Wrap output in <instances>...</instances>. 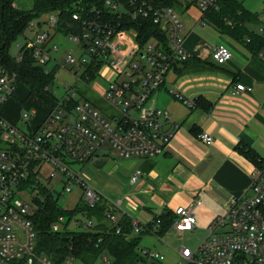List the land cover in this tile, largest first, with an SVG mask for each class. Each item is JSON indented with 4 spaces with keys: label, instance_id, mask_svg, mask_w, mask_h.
<instances>
[{
    "label": "built area",
    "instance_id": "1",
    "mask_svg": "<svg viewBox=\"0 0 264 264\" xmlns=\"http://www.w3.org/2000/svg\"><path fill=\"white\" fill-rule=\"evenodd\" d=\"M181 1L196 4L204 16L209 9H218L220 0ZM71 19L68 35L78 42L84 54L76 57L70 53L66 65L78 81L89 83L102 77L106 82L103 96L113 111L101 110L90 98L78 95L83 93L76 85H69L61 98L51 96L47 93L53 83L41 92L49 98L44 120L31 127L35 110L25 109V125L21 126L2 112L16 90L19 75L0 63V264H87L73 255L57 263L37 247L32 216L39 201L52 194L65 211L58 213L52 223L54 230L60 229L59 221L70 220L82 211L85 221L77 220L81 229L102 231L86 209H78L79 202L72 207L60 203L78 187L86 207L101 205L108 228L120 233L123 216L130 215L121 200L102 191L84 175L85 166L109 149L124 157L155 156L164 151L174 134L173 129L165 128L168 113L158 109L151 98L170 69L193 57L185 47L177 9L158 4L157 0H103L100 5H77ZM202 21L206 19L202 17ZM47 22L50 28L57 29L59 14L50 12ZM150 23L160 27L163 37H139L134 25L144 28ZM36 25L32 22L28 28ZM253 30L263 33L264 25ZM51 36L50 29L37 25L34 36L23 45L47 73L60 64L52 54V50L59 49L58 45L47 44ZM211 54L218 63L232 57L230 47L224 43L215 45ZM23 56L24 52H20L17 61ZM259 56L264 61V48ZM92 66L96 68L93 76ZM235 87L236 91L252 88L240 82ZM169 91L189 107L198 104L197 96H186L175 87ZM197 136L207 143L213 141L207 131ZM141 175L142 170L136 169L132 181ZM199 203L200 198L194 197L174 208L171 227L178 234L194 231V209ZM131 225L134 233L148 232L167 243L159 232L161 218L142 224L131 217ZM177 251L182 257L179 264H264V158L255 163L248 189L229 199L225 211L208 225L198 246L193 249L181 245ZM138 252L140 255L132 264H166L164 253L157 247H140ZM104 258L110 261L106 255Z\"/></svg>",
    "mask_w": 264,
    "mask_h": 264
},
{
    "label": "crops",
    "instance_id": "2",
    "mask_svg": "<svg viewBox=\"0 0 264 264\" xmlns=\"http://www.w3.org/2000/svg\"><path fill=\"white\" fill-rule=\"evenodd\" d=\"M177 11L183 23L185 47L193 57L170 69L151 98L158 109L168 113L165 128L173 129V136L164 151L155 156L124 157L109 149L85 166L84 175L121 200L127 213L142 224L199 197L200 203L194 209L195 229L206 231L212 220L225 211L229 199L241 195L250 185L255 161L239 146L248 145L264 158V61L259 56L262 49L253 51L249 38L245 40L202 21L203 14L196 4L180 5ZM251 11L259 14L264 25L263 13ZM220 43L232 51V57L224 63L216 62L211 54ZM98 81L94 86L98 90L87 88L83 82L86 90L82 93H89L101 105L113 108L103 96L106 82ZM239 82L252 88L236 91ZM171 87L186 96L200 97L202 103L187 106L169 91ZM40 104L45 108L37 115ZM25 109L35 110L29 125L36 127L47 114L48 101L25 83H19L2 112L24 126ZM201 131L209 132L213 141L200 139L197 135ZM136 169H141L142 175L132 181ZM92 218L97 225H109L108 219L97 213ZM174 233L176 230L169 226L163 236Z\"/></svg>",
    "mask_w": 264,
    "mask_h": 264
},
{
    "label": "trees",
    "instance_id": "3",
    "mask_svg": "<svg viewBox=\"0 0 264 264\" xmlns=\"http://www.w3.org/2000/svg\"><path fill=\"white\" fill-rule=\"evenodd\" d=\"M102 2L103 0H33L32 7L23 8L18 6L17 0H0V63L9 70L18 73L19 83H25L31 91L46 98L41 92L46 85L55 82L58 65L53 66L49 73L45 72L43 67L36 63L32 53L25 50V46L20 48V52H24L23 59L17 61L16 57L9 54V45L20 35H23L28 26L35 20L38 21L44 13H58L60 24L57 29L69 32L71 30L69 25L72 23L71 15L77 5H100ZM157 3L177 9L180 5H189L181 0H157ZM203 17L229 34L242 36L245 40L249 38V44L253 51L257 52L264 48V32L255 33L253 30V27L260 25L262 21L257 12L251 11L244 5V0H220L219 8L209 9ZM229 20L231 23L228 22ZM37 25L41 27V21H38ZM134 27L138 29L140 38L146 39L150 35L163 37L160 27L156 24L150 23L144 28L138 25H134ZM95 71L96 68L92 66L91 76ZM201 100L199 97L197 105L202 103ZM239 149L255 163L260 161L261 157L250 146L242 144ZM43 191L44 189H42ZM45 196L46 199L43 202L39 201V208L32 216V220L37 231V247L57 263L70 255L87 263L86 258L89 254L107 251H110L115 257L112 264H132L139 257L137 243L141 235L133 232L130 216H123V227L120 233L103 224L97 225L102 231L54 230L52 223L56 220L58 213H65V211L58 206L52 194ZM84 207L79 205L78 209H84ZM97 208L99 209L94 210L91 215L97 213L102 217V206ZM174 216L173 212L155 216L154 219L159 217L162 220L159 230L162 235L171 226Z\"/></svg>",
    "mask_w": 264,
    "mask_h": 264
},
{
    "label": "rangeland",
    "instance_id": "4",
    "mask_svg": "<svg viewBox=\"0 0 264 264\" xmlns=\"http://www.w3.org/2000/svg\"><path fill=\"white\" fill-rule=\"evenodd\" d=\"M18 6L23 8H30L32 7L33 0H17ZM244 4L250 10H255L258 12L263 13L264 15V0H244ZM48 18L49 13H44L38 21H41V29H50L52 36L47 42L48 47H52L53 44L58 45V50H52V54L56 57V60L60 63L58 66L57 71L55 72V82L51 85L49 93L51 96H55L61 98L66 95L68 91V86L76 85L81 90H86L85 85L83 86V82L78 81L77 76L70 70V66L66 65V57L71 53L72 55L79 57L81 54H84L81 46L78 42L74 41L68 35V32L64 31L63 29H53L50 28L48 25ZM38 21H34L37 24ZM37 28V25L33 28H27L23 35H20L16 40L12 41L9 45V54L11 56H18L20 53V48L26 43L27 38H31L34 36V31ZM98 80H92L89 83H85L87 88L94 89V86H97V81L102 83L104 79L102 77H96ZM98 90V89H94ZM81 97H87L91 100H94V103L98 105L101 110L104 111H113V108L105 107L100 104L95 98H93L89 93H83V95L79 94ZM47 100L49 99L46 96ZM42 100V99H41ZM43 103H46L45 100H42ZM44 105V104H43ZM40 104L36 111V114L40 113L41 110L45 108ZM24 125V124H23ZM114 151V150H113ZM112 151V152H113ZM115 155V153H112ZM77 166V165H76ZM79 167V166H78ZM48 171V168H47ZM95 185V184H94ZM96 186V185H95ZM98 187V186H97ZM99 188V187H98ZM103 191V190H102ZM106 193V192H105ZM110 195L109 193H107ZM80 196V189L78 187H74V189L67 193L66 199L60 201L64 207H72L74 204L78 203V205L85 206L84 209L87 210L89 215L94 212V210L99 208H87L85 202ZM112 196V195H110ZM115 198L114 196H112ZM116 199V198H115ZM82 219L85 221V214L82 211L77 212V215L70 220L65 219V221H59V226L61 230H80L81 227L78 225L77 220ZM141 238L137 243L138 248L140 247H157L160 249L165 255V262L166 264H179L182 261V257L178 253V248L181 245H186L195 249L198 244L204 239L206 235V231L203 229H195L193 232H187L184 235L174 233L173 235H166L164 237L167 243H164L158 239L154 234L148 232L139 233ZM104 255L108 257L110 261H107L104 258ZM115 260L114 255L110 252H97L94 254H89L86 258L87 264H112Z\"/></svg>",
    "mask_w": 264,
    "mask_h": 264
}]
</instances>
